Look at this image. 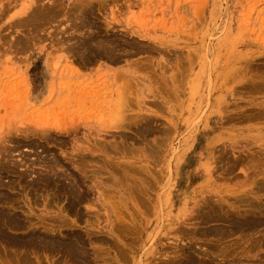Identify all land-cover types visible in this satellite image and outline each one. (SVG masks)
I'll return each instance as SVG.
<instances>
[{"label":"rangeland","instance_id":"rangeland-1","mask_svg":"<svg viewBox=\"0 0 264 264\" xmlns=\"http://www.w3.org/2000/svg\"><path fill=\"white\" fill-rule=\"evenodd\" d=\"M263 159L264 0H0V264H264Z\"/></svg>","mask_w":264,"mask_h":264},{"label":"bare ground","instance_id":"bare-ground-1","mask_svg":"<svg viewBox=\"0 0 264 264\" xmlns=\"http://www.w3.org/2000/svg\"><path fill=\"white\" fill-rule=\"evenodd\" d=\"M232 79V78H231ZM255 84V83H254ZM124 90V89H123ZM123 97H125V96H123ZM136 97V96H135ZM115 104V103H114ZM225 105V104H224ZM128 106V105H127ZM259 112V111H258ZM223 114V113H222ZM147 119V118H146ZM122 127V126H121ZM9 131V130H8ZM17 132V131H16ZM13 133V132H12ZM7 135V134H6ZM7 140V139H6ZM162 140V139H161ZM2 141V140H1ZM5 142V141H4ZM8 142V141H7ZM219 143V142H218ZM4 145V144H3ZM2 145V146H3ZM124 149V148H123ZM116 150V149H115ZM103 151V150H102ZM120 151V150H119ZM117 154V153H116ZM160 156V155H159ZM264 160V159H263ZM155 162V161H154ZM126 163V162H125ZM118 165V164H117ZM121 165V164H120ZM129 165V164H128ZM133 166V165H132ZM119 167V166H118ZM118 167H116V168H118ZM122 167H123V165H122ZM137 169V168H136ZM142 169V168H141ZM140 169V170H141ZM125 170V169H124ZM127 170V169H126ZM132 170H134V168L132 169ZM147 170V169H146ZM150 170V169H149ZM205 170L208 172L209 171V165H207V167L205 168ZM143 171V170H142ZM152 173V172H151ZM130 174V173H129ZM126 175V174H125ZM142 175H144L143 173H142ZM127 176V175H126ZM124 177V176H123ZM140 178V177H139ZM148 178V177H147ZM146 178V179H147ZM136 179V178H135ZM264 179V178H263ZM139 181V180H138ZM148 181V180H147ZM256 184V183H255ZM253 185V184H252ZM262 185V184H261ZM146 186V185H145ZM254 186H256V185H254ZM258 186V185H257ZM150 187V186H149ZM141 188H142V186H141ZM259 188V187H258ZM254 190V189H253ZM148 193V192H147ZM236 193V192H235ZM248 193V192H247ZM252 193V192H251ZM154 194V193H153ZM239 194V193H238ZM239 197H240V195H239ZM242 198H243V196H242ZM244 199H246V198H244ZM237 200V199H236ZM222 201V200H221ZM233 201V200H232ZM238 201V200H237ZM243 201V200H242ZM262 203V202H261ZM219 205V204H218ZM245 205V204H244ZM236 208V207H235ZM250 210V209H249ZM223 212V211H222ZM119 213V212H118ZM247 213V212H246ZM260 214V213H259ZM126 216V215H125ZM119 222V221H118ZM50 231V230H49ZM259 243V242H258Z\"/></svg>","mask_w":264,"mask_h":264}]
</instances>
